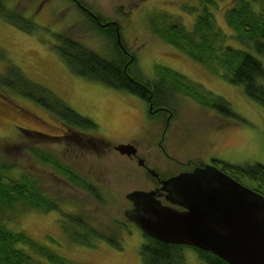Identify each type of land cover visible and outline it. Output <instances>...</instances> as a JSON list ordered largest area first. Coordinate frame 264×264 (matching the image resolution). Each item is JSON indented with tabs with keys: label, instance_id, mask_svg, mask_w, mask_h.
<instances>
[{
	"label": "rangeland",
	"instance_id": "1",
	"mask_svg": "<svg viewBox=\"0 0 264 264\" xmlns=\"http://www.w3.org/2000/svg\"><path fill=\"white\" fill-rule=\"evenodd\" d=\"M4 1L8 8H17L33 19L39 29L26 33L0 17V72L8 62L19 66L28 78L53 90L78 114L97 125L96 134L88 132L85 138L88 146L82 145L76 137H64L62 129L66 124L42 106L17 93L9 91V96L6 91L0 92V157L30 175L57 205L49 211L37 208L26 212L22 210L25 202L13 209L3 207L0 222L11 231L24 232L36 244L78 264H144L139 253L144 242L142 230L125 215L132 207L127 194L149 191L155 183L136 160L115 150L116 145L134 143L141 157L162 176L193 170L197 167L195 161L222 170L223 162L241 167L264 165V106L223 77V66L213 62L214 71L151 30L149 19L161 15L191 29L200 9L193 12L190 7L198 6L199 0H84L93 11L121 24L122 40L136 54L135 77L153 81L157 77L155 64L167 67L164 70L168 72L178 71L200 83V89L224 98L240 118L224 116L194 98L178 97L169 91L165 98L175 117L163 139L165 117L152 118L147 103L138 96L73 73L54 48L55 33L65 32L110 57V42L88 29L90 18L76 2ZM232 2L220 0L214 11L217 23L228 35L223 44L249 50L264 65V55L242 43L228 27L223 14ZM23 129L37 133H25ZM161 140L171 158L160 149ZM38 146L41 152L56 154L70 169L85 175L93 189L77 186L53 165L43 163L31 152V147ZM239 180L255 187L246 177ZM66 215L84 217L98 229H118L122 248L101 238H94L91 245L73 241L63 226L64 222L71 223ZM185 256L187 264H206L192 248L185 249Z\"/></svg>",
	"mask_w": 264,
	"mask_h": 264
},
{
	"label": "trees",
	"instance_id": "2",
	"mask_svg": "<svg viewBox=\"0 0 264 264\" xmlns=\"http://www.w3.org/2000/svg\"><path fill=\"white\" fill-rule=\"evenodd\" d=\"M71 1L76 2L80 6L79 9L86 15L88 14L91 21L88 29H93L96 34L107 39L110 42L108 47L111 51L110 57H106L65 32L55 33L53 46L73 73L138 96L148 106L152 103L158 114L172 107L165 98V94L170 91L172 95H178V97L194 98L202 106L217 110L224 116L240 119L224 98L200 89L202 86L200 83L187 79L178 71L170 70L171 75L170 72L164 70L168 69L167 67L162 68L159 64H155L154 71L157 77L153 81L135 77L133 72H135L137 61L136 54L130 51L122 40L121 24L93 11L84 0ZM219 1L199 0L198 6L190 7L193 12H197V8L200 9L191 29L182 25L178 20H170L166 15H161L149 19L151 30L163 37L169 44L176 46L182 53L210 66L211 69L214 68L211 67L213 62L223 66L226 70L222 74L223 77L241 86L248 98L264 106V83L261 82L264 78V65L249 50L223 44L228 35L217 23V15L214 12ZM223 16L237 39L264 55V0H233ZM0 17L26 33L33 34L39 29L33 19L25 16L17 8H8L4 0H0ZM5 91L8 94L9 91L17 93L30 102H35L70 128L78 127L96 134L97 125L91 118L78 114L53 90L32 81L19 66L9 62L4 64V69L0 72V92L5 93ZM23 132L37 133L25 129ZM64 137L68 138V136ZM102 140L105 141L103 138ZM39 147H31V152L33 151L34 155L43 160V163L53 165L77 186L89 191L93 189L86 182L85 175L70 169L60 161L56 154L41 152ZM160 149L168 158H171L164 147ZM195 162L198 167L199 162ZM12 167L16 169L13 168L15 173L11 171ZM223 167L235 174L238 180L246 177L248 181L255 184L252 189L264 195L263 164L255 163L241 167L223 162ZM32 179L30 175L17 170L15 166L9 165L0 157V209L6 206L13 209L21 202L26 203L22 207L24 212L37 208H43L45 211L56 209L55 202L46 196L45 191L39 187V183L37 184ZM70 216L65 217L70 218L71 223L64 222L63 226L73 241L91 245L94 238H101L108 240L119 249L122 248L118 229H98L84 217ZM117 227H119L118 224ZM142 234L144 242L139 253L144 264H187L186 248L194 249L206 264H229L211 251L190 245L168 243L145 232ZM0 264L78 263L54 251H49L46 247L36 244L24 232H13L7 228L5 223L0 222Z\"/></svg>",
	"mask_w": 264,
	"mask_h": 264
},
{
	"label": "water",
	"instance_id": "3",
	"mask_svg": "<svg viewBox=\"0 0 264 264\" xmlns=\"http://www.w3.org/2000/svg\"><path fill=\"white\" fill-rule=\"evenodd\" d=\"M115 149L126 156L138 153L133 143H120ZM162 184L185 209L163 204L155 190H135L127 194L132 202L125 211L127 219L155 238L211 251L229 264H264L262 193L202 164L164 178Z\"/></svg>",
	"mask_w": 264,
	"mask_h": 264
},
{
	"label": "flooded vegetation",
	"instance_id": "4",
	"mask_svg": "<svg viewBox=\"0 0 264 264\" xmlns=\"http://www.w3.org/2000/svg\"><path fill=\"white\" fill-rule=\"evenodd\" d=\"M151 105L149 104L148 111H149V115H153L154 116L152 118L165 117L164 129H163V132H162V139H163L165 132L170 127L171 119L173 117H175V114H174L175 111H174V109L172 107H170L166 111H163L164 113L158 114V112H156V109L153 108V105L152 106ZM65 127L62 129V131L64 133L63 135L68 136L69 138L76 137V139L79 141V143H81V144L84 143L85 146H88V143H87L88 141H86V142H84V141H85V138L89 135L88 132H90V131H86V130H84L82 128H78V127H76V128H70V127H68L66 125H65ZM89 141L91 143L93 142L91 139ZM158 144H159V146L163 147L162 140L159 141ZM126 157L127 158H131L133 160H136L137 163L139 162L140 159L143 160L144 163L141 166H143V168L146 170V172L152 176V179H153V181L155 183L154 184V188H152L151 190H155L156 191V196L160 200L164 199L165 201L169 202L171 206L177 208L178 210L185 209L184 206L179 203L180 202L179 200H177V199H171L169 197V194H168L167 190H165L163 188L162 180L164 178H169V177L174 176V175L162 176L159 173V171H157L156 168H153V167L149 166L148 163H147V161H146V159L144 157H141V155L139 153H137L136 155H133V156H126ZM190 171H192V170H190ZM223 171H225V170L223 169ZM155 173H157L158 175H155ZM233 177H236V176H233ZM167 188L168 189H171V186L168 185ZM151 190H149V191H151ZM182 245H185V244H182Z\"/></svg>",
	"mask_w": 264,
	"mask_h": 264
}]
</instances>
